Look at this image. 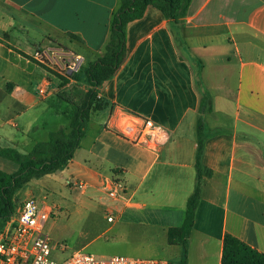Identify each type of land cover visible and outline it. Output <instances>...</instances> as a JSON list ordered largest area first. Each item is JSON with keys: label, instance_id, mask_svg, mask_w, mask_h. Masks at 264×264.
Wrapping results in <instances>:
<instances>
[{"label": "crops", "instance_id": "obj_1", "mask_svg": "<svg viewBox=\"0 0 264 264\" xmlns=\"http://www.w3.org/2000/svg\"><path fill=\"white\" fill-rule=\"evenodd\" d=\"M120 6L121 0H0V149L29 153L52 133L70 132L65 112L91 87L61 71L59 52L80 55L83 67L102 58ZM126 43V61L99 89L86 135L59 173L69 186L80 181L100 195L104 177L122 180L128 201H113L112 213L123 206L116 220L141 210L138 216L157 223L182 259L168 229L183 225L196 189L197 123L207 92L212 111L205 115L203 162L211 175L202 180L186 264H222L227 234L264 253V0H192L183 25L150 6L128 24ZM38 52L49 59L38 61ZM144 119L168 139L135 142ZM18 169L0 156L1 171ZM53 174L19 190L17 204L45 193L50 181L42 182Z\"/></svg>", "mask_w": 264, "mask_h": 264}, {"label": "trees", "instance_id": "obj_2", "mask_svg": "<svg viewBox=\"0 0 264 264\" xmlns=\"http://www.w3.org/2000/svg\"><path fill=\"white\" fill-rule=\"evenodd\" d=\"M191 3L192 0H121V6L112 20L111 39L106 47L105 55L98 61L82 67L79 73L69 76L76 81H85L91 87L80 105H75L65 112L71 121L70 132L52 133L49 141L37 144L29 153H22L15 148L0 149L1 157L19 166L15 173L0 170V229L8 224L15 214L16 195L19 190L32 180L65 170L74 159L86 135L91 115L99 107V89L118 73L126 61L128 24L141 19L147 8L153 6L160 10L167 19L183 25ZM71 36L79 38L76 35ZM211 111V96L204 92L197 123L196 189L187 202L183 225L168 229L169 243L183 247L181 264H186L189 238L194 228L196 212L201 199L203 177L211 175L203 162L208 139V124L205 115ZM222 264H264V253L250 247L239 238L227 234L224 240Z\"/></svg>", "mask_w": 264, "mask_h": 264}, {"label": "rangeland", "instance_id": "obj_3", "mask_svg": "<svg viewBox=\"0 0 264 264\" xmlns=\"http://www.w3.org/2000/svg\"><path fill=\"white\" fill-rule=\"evenodd\" d=\"M181 51L186 56L183 47ZM67 179L66 175L55 173L43 180L42 183L50 181L45 193H35L37 200L45 202L52 213L44 231L56 248L51 255L54 260L63 262L75 252L85 251L97 257L125 255L132 258H161L171 264H181L180 251L174 253L167 248L158 224L139 217L137 213L141 210H126L130 213L121 215L114 223L108 222L107 213L111 212L117 217V210L122 212L123 206L115 204L116 211L112 213L113 209H110L114 200L103 190L101 195L82 190L74 184L69 186Z\"/></svg>", "mask_w": 264, "mask_h": 264}, {"label": "built area", "instance_id": "obj_4", "mask_svg": "<svg viewBox=\"0 0 264 264\" xmlns=\"http://www.w3.org/2000/svg\"><path fill=\"white\" fill-rule=\"evenodd\" d=\"M61 71L72 76L81 71L83 58L68 50H60ZM49 56L46 52H38L37 60L46 62ZM169 137V133L160 128L150 119H144L140 132L133 136L135 142H151L161 144ZM74 185L82 190L86 189L83 182ZM101 189L107 196L118 202H127V187L119 178L104 177ZM110 213V214H109ZM51 211L45 202L31 197L16 206L11 221L0 229V264H171L161 258H132L125 255L97 257L96 255L78 251L63 262L52 258L51 238L45 233V224L51 218ZM108 222L114 223L116 217L107 213Z\"/></svg>", "mask_w": 264, "mask_h": 264}]
</instances>
